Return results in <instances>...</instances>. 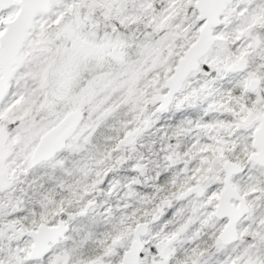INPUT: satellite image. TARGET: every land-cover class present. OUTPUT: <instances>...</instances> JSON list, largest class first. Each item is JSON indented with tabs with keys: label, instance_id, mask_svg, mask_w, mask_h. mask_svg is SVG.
Listing matches in <instances>:
<instances>
[{
	"label": "snow or ice",
	"instance_id": "snow-or-ice-1",
	"mask_svg": "<svg viewBox=\"0 0 264 264\" xmlns=\"http://www.w3.org/2000/svg\"><path fill=\"white\" fill-rule=\"evenodd\" d=\"M0 264H264V0H0Z\"/></svg>",
	"mask_w": 264,
	"mask_h": 264
}]
</instances>
